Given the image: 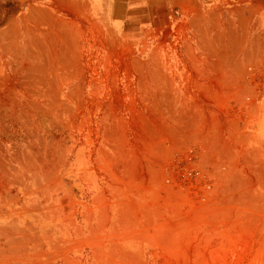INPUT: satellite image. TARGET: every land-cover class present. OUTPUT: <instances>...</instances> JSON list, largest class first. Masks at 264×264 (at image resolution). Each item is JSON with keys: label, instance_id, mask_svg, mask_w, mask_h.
Segmentation results:
<instances>
[{"label": "rangeland", "instance_id": "rangeland-1", "mask_svg": "<svg viewBox=\"0 0 264 264\" xmlns=\"http://www.w3.org/2000/svg\"><path fill=\"white\" fill-rule=\"evenodd\" d=\"M0 264H264V0H0Z\"/></svg>", "mask_w": 264, "mask_h": 264}]
</instances>
